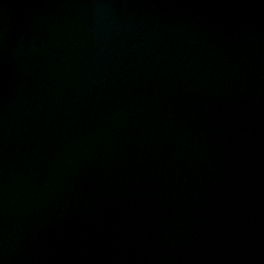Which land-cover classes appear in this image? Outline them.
Instances as JSON below:
<instances>
[{
    "label": "water",
    "instance_id": "95a60500",
    "mask_svg": "<svg viewBox=\"0 0 264 264\" xmlns=\"http://www.w3.org/2000/svg\"><path fill=\"white\" fill-rule=\"evenodd\" d=\"M0 264H264V0H0Z\"/></svg>",
    "mask_w": 264,
    "mask_h": 264
}]
</instances>
